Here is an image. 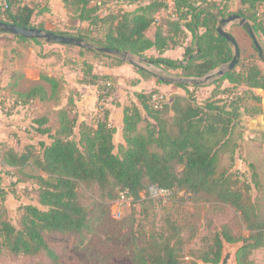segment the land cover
Instances as JSON below:
<instances>
[{"label":"trees","instance_id":"trees-1","mask_svg":"<svg viewBox=\"0 0 264 264\" xmlns=\"http://www.w3.org/2000/svg\"><path fill=\"white\" fill-rule=\"evenodd\" d=\"M125 1L136 7L109 10L101 16L104 0L100 4H92L91 0H62L72 18L85 26L53 33L83 39L87 46L81 50L92 53V60L109 59L110 67L127 63L122 58L99 53L93 47L128 52L150 60L163 73L175 76L176 81L157 79V82L173 84L184 95H172L170 100L164 98L157 109L152 96L159 91L134 93L137 104L123 107L122 143L116 145V129L109 122V110L105 106L115 91V80L95 74L91 60L82 58L76 67L81 72L77 83L95 86L98 90L97 115L91 123L79 120L70 97L68 107L54 110L55 127L48 125V116L33 121L31 129L49 141H39V152L36 144H28L19 152L0 144L1 171L15 180L3 187L0 178V256L42 255L52 264H60L46 236L73 235L81 244L100 220V214L82 204L80 186H94L110 200H117L118 192L126 190L136 204L143 203L142 192L152 186L172 197L184 193L191 199H212L233 209L248 236L236 237L223 225L197 254L191 255L195 258L186 259L181 227L176 223L167 224L164 232L148 237L143 245L133 244L131 264H220L224 245L238 243L241 245L234 254L235 264H255L251 258L253 251L264 246V186L254 165L248 166V179L233 171L232 165L237 149L236 125L242 116L252 114L251 109L255 111L253 115L264 116L263 97L255 93L264 94L263 55L239 59L232 70L210 82L213 90L199 101L195 92L207 83L190 86L177 79L203 78L232 60L231 45L217 33L219 21L231 15L226 12V5L214 0H171V13L158 19L157 15L166 10L168 0H149L143 5H137L138 0ZM236 1L239 5L236 15L251 21L254 33L264 38V0ZM20 2L10 0L9 9L0 13V21L47 31L33 21L34 16L48 12L44 1L39 0L41 5L36 6ZM258 7L263 10L261 16ZM156 24L153 38H148L146 32ZM99 25L105 31L102 38L96 39L92 34ZM188 34L190 40L186 44ZM0 36L40 43L2 32ZM184 44L182 60L163 56L170 47ZM151 49L157 55H146ZM255 61L262 63L263 68ZM133 68L144 80L155 78L145 70ZM40 80L49 90L44 84H35L25 92L16 91L14 105L58 103L59 80L45 75ZM225 83L229 86L225 87ZM231 94H235L232 99L224 101L223 97ZM249 100L254 101L255 107L248 108ZM227 155L230 165L223 168L222 161ZM18 184L24 186L32 202L18 206L13 224L4 202L5 196L11 193L7 188ZM253 189L256 197L252 195Z\"/></svg>","mask_w":264,"mask_h":264},{"label":"rangeland","instance_id":"rangeland-1","mask_svg":"<svg viewBox=\"0 0 264 264\" xmlns=\"http://www.w3.org/2000/svg\"><path fill=\"white\" fill-rule=\"evenodd\" d=\"M20 1L21 4L41 5L39 0ZM148 1L138 0L137 5L146 4ZM214 1L221 3V5L225 4L227 13L236 14L239 10L236 0ZM107 3L104 0L100 12L101 16L108 12ZM135 7L136 5L127 7V9L132 10ZM257 11L260 16L263 14L261 7H258ZM49 20L51 23L56 24L60 21V18L54 20L52 15H48L46 21ZM37 21L38 18H35L34 23ZM247 22L252 27V22L249 20ZM58 29L60 28L56 27L53 29L55 31L49 32H59ZM104 29L105 27L100 25L95 27L92 36L96 37V39L102 38ZM224 30L235 38L239 47L240 60L247 59L249 56L257 58L260 54L263 55L264 59V38L262 36L254 33L261 47V53L259 54L248 35L247 29L240 27L238 22L225 25ZM5 37L0 45V125L4 124L7 126V137L10 136L12 140H17V143L14 141L15 147L22 149L24 145L34 143L38 151L39 141L44 140V143L49 141L45 136H41L31 129L32 124H34L33 121L42 116H48V125L51 127L56 126L54 110L68 107L66 98L72 86L71 82L68 84L64 81L63 75L66 74L65 77L69 81L70 79L72 80V76L67 74V72L71 71V69L75 70L78 61L80 63L82 58L92 60L93 54L75 46L67 47L47 44L44 41H40L39 44L35 42H28V45H19L16 42V44H13L14 41L11 38H7L9 36ZM12 47L14 48L12 49ZM40 59L42 61L45 60L44 64H42L43 62ZM99 61L104 64H111V61L104 57L99 58ZM256 64L263 68L262 63L256 62ZM38 67L42 69L39 77L41 75H51L53 77V74H56L55 77L59 80L61 86L58 103L50 101L46 103L34 102L26 106L14 105L13 97H15L14 93L16 91L25 92L35 84H44L49 90L48 85L43 81L40 80V83L35 81L38 77ZM42 67L48 70L45 71ZM22 69L28 71L29 78L20 77ZM151 70L156 72L155 68ZM163 75L166 77L170 76V74ZM13 79L17 83H15L16 86H13ZM150 80L156 86L162 85L157 82V78H151ZM210 82L196 90L195 95L199 101L206 99L213 90ZM223 85L225 86V84ZM165 86L167 88L163 92H159V94L170 100L171 96L174 95L171 88L175 85L168 84ZM147 89L145 88L144 90ZM205 91L209 95L207 94L208 96L204 97ZM255 93L262 95L261 107L264 110V94L259 91ZM70 97H72V100H77V96L72 95L68 98ZM253 105H255L254 101L249 100L248 108L255 107ZM250 113L252 114L242 116L234 129L237 149L234 154L232 167L233 171H238L248 179V166L254 165L264 186V116L253 115L255 111L252 109ZM115 142L117 143L118 141L116 140ZM229 165L230 161L227 155L223 158L222 167L227 168ZM78 192L82 204L90 211L100 214V220L96 223L93 233L81 244L78 238L73 235L46 236V241L59 256L60 264H131L133 244L143 245L148 237L161 234L167 229V224L172 223H176L181 227V233L185 241L184 253L186 259L195 258L191 255L197 254L203 248L204 243L212 238L216 232H219L223 225H227L236 237L246 238L248 236L239 214L229 207L217 204L212 199H191L189 195H184V193H179L172 197L170 193L156 190L152 186L144 189L141 198L143 203L137 204L132 203V200L129 203H119L118 199H107L94 186H80ZM252 195L256 197L257 192L255 189L252 190ZM31 199L30 195H26L24 186L18 185L12 189L11 194L6 198L5 205L13 224L16 223L18 206L31 203ZM240 245L241 243L224 245L223 257L226 254L231 255L228 264H235L234 254ZM251 258L255 264H264V246L253 251ZM0 264L52 263L42 255L35 257L2 255L0 256Z\"/></svg>","mask_w":264,"mask_h":264},{"label":"crops","instance_id":"crops-1","mask_svg":"<svg viewBox=\"0 0 264 264\" xmlns=\"http://www.w3.org/2000/svg\"><path fill=\"white\" fill-rule=\"evenodd\" d=\"M43 1L47 5L48 12L42 13L38 16H34L33 21L35 20V18H38V21L35 22V24H42L45 30L55 31L56 29L55 30L53 29L59 27L60 29H58V31H74V29L85 26V23L72 18L70 13H68L65 10L62 0H43ZM48 15H52L54 20L60 18V21H58L56 24L51 23L50 20L46 21ZM165 15H167V13L165 11H162L157 15V18L159 19L160 17ZM156 26L157 24L153 25L146 32V36L148 38L151 39L153 38ZM3 38L6 37L0 36V45L3 42ZM7 38H11V40L14 41V42L12 41L13 44L15 42L19 45L29 44L28 42H19L18 40L14 39L11 36ZM188 38L186 40V44L190 40V34H188ZM186 44H184V46L182 47H175V48L170 47V49L164 52L163 56L174 60H181L183 58L184 47L186 46ZM13 48L14 47H12V49ZM146 55H157V53L155 50L151 49L148 52H146ZM40 61L42 60L40 59ZM42 62H43L42 64H44L45 60H43ZM91 63L93 64V71L95 74L111 76L115 80V91L113 93V97L107 100L106 108L109 110V122L116 129V133L114 135V143L116 145L120 144L122 143L121 132L123 127V107L129 105L130 103L137 104L136 98L134 97V93L142 92L145 88H148L147 90L143 91L145 93H148L149 91L151 92L153 90L163 92L167 87L164 84H162L161 86H156L153 82H151L150 79L148 80L142 79L140 75L136 72V70L132 66H129L127 64L118 67H110L109 65L100 62L99 59H93L91 60ZM42 68L45 71L48 70L45 69V67ZM37 72H38V77L35 81L40 83L39 73L42 72V69L38 67ZM67 74L72 76V80L70 79L69 81L67 77H65L66 74L63 75V79L68 84L69 82H71L72 85L70 87L71 90L68 91L69 94L68 97L72 95L77 96V100H74L73 102L75 106V111L79 116V120L81 122L83 121L86 123H91L92 119L97 115L98 90L96 89L95 86L77 83V79L81 77V72L79 69H75V70L71 69V71H68ZM53 75H54L53 77L56 78L55 77L56 74L54 73ZM21 76L24 79L30 77L26 69H22L20 71V77ZM15 83L16 81L13 79V86H16L17 83L16 84ZM225 86H229V85L225 83ZM171 91L174 93V95L175 94L184 95V92L182 93V90L176 86H173L171 88ZM207 94H208L207 91H205L203 96L205 97ZM68 97L66 98V100H68ZM116 103H118L119 106H117ZM6 128L7 126H5L4 124L0 125V144H5L9 148H13L15 151L18 152L21 151L26 145H24L22 149H18L17 147H15L14 141L17 143V140H12V137L10 136L7 137ZM116 140L118 141L117 143L115 142ZM29 144H34V143H29ZM0 178H1V185L3 187H8L11 183L15 182L14 179L6 176L1 171V168H0ZM16 186H11L10 188L7 189H10V191H12V189ZM10 194L11 193L9 192L5 196V202L7 196Z\"/></svg>","mask_w":264,"mask_h":264},{"label":"water","instance_id":"water-1","mask_svg":"<svg viewBox=\"0 0 264 264\" xmlns=\"http://www.w3.org/2000/svg\"><path fill=\"white\" fill-rule=\"evenodd\" d=\"M232 22H238V25L240 27L246 28L248 35L250 36L254 47L257 49L258 53H261V47L258 44L256 37L254 35V32L252 30V27L248 24L247 19L244 17H241L236 14H231L225 18H222L219 21L218 27H217V33L218 35L222 36L232 47L233 55L232 60L229 64L221 66L217 68V70L211 71L207 75H205L203 78H178L177 82L185 83L186 85H203L205 83H208L212 80H214L217 77H222L225 72L232 70L240 57L239 47L235 40V38L224 30V26L232 23ZM0 32L9 34L12 36H21L24 39H36L39 41H44L47 44H58V45H72L78 48H84L86 47V43L83 39L78 37H70V36H64L55 34L53 32L49 31H43L37 28H25V27H19L15 24H8L5 22L0 21ZM93 49L99 53H103L115 58H122L128 65H131L133 67H137L139 69L145 70L152 75H154L155 78L161 80V81H169L171 83H175V78L170 76H164L163 73L159 68L155 67L154 64L147 59L140 58L137 55H133L128 52L121 53L116 50H112L106 47H93ZM156 69V72L152 71L151 69ZM159 73V74H158ZM163 73V74H162ZM231 258L230 254H226L221 261V264H228L229 260Z\"/></svg>","mask_w":264,"mask_h":264},{"label":"built area","instance_id":"built-area-1","mask_svg":"<svg viewBox=\"0 0 264 264\" xmlns=\"http://www.w3.org/2000/svg\"><path fill=\"white\" fill-rule=\"evenodd\" d=\"M92 4H100V0H91ZM10 6V0H0V13L6 11L9 9ZM107 9L108 11L116 9V10H125L127 9V7H131L125 0H109L107 3ZM172 10V1L168 0L167 1V8L165 10V12L167 14H170ZM107 13V12H106ZM105 13V14H106ZM104 14V15H105ZM235 94H231V95H226L223 97L224 101H229L232 99V97ZM164 96L160 95L159 93L154 94L152 96V102L154 103V107L159 109L161 106L162 101L164 100ZM119 203H129L131 201L130 196L128 195V191L124 190V191H120L119 192V198H118Z\"/></svg>","mask_w":264,"mask_h":264}]
</instances>
